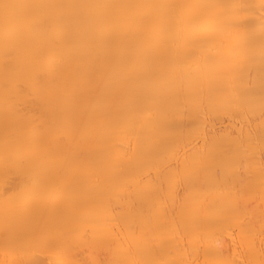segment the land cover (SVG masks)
I'll return each mask as SVG.
<instances>
[{"label":"bare ground","instance_id":"bare-ground-1","mask_svg":"<svg viewBox=\"0 0 264 264\" xmlns=\"http://www.w3.org/2000/svg\"><path fill=\"white\" fill-rule=\"evenodd\" d=\"M0 264H264V0H0Z\"/></svg>","mask_w":264,"mask_h":264}]
</instances>
